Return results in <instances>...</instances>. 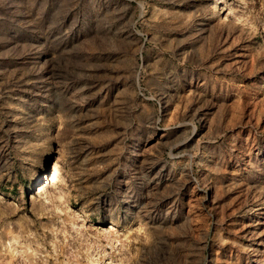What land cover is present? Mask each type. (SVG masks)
<instances>
[{
	"label": "rangeland",
	"instance_id": "obj_1",
	"mask_svg": "<svg viewBox=\"0 0 264 264\" xmlns=\"http://www.w3.org/2000/svg\"><path fill=\"white\" fill-rule=\"evenodd\" d=\"M213 1L0 0V264H264V0Z\"/></svg>",
	"mask_w": 264,
	"mask_h": 264
},
{
	"label": "bare ground",
	"instance_id": "obj_2",
	"mask_svg": "<svg viewBox=\"0 0 264 264\" xmlns=\"http://www.w3.org/2000/svg\"><path fill=\"white\" fill-rule=\"evenodd\" d=\"M213 2H214L213 5L215 7H219L223 13H226L227 15H230V16L232 15L233 18L236 20L237 23L243 24V25L245 24V21L241 17L236 16L235 14H233L231 12V10L226 9L227 7L224 6V1L223 0H214Z\"/></svg>",
	"mask_w": 264,
	"mask_h": 264
}]
</instances>
